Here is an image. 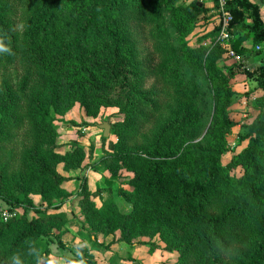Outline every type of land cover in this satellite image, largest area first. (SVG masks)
Here are the masks:
<instances>
[{"label": "trees", "instance_id": "trees-1", "mask_svg": "<svg viewBox=\"0 0 264 264\" xmlns=\"http://www.w3.org/2000/svg\"><path fill=\"white\" fill-rule=\"evenodd\" d=\"M182 1L0 0V199L25 212L0 220V264H60L50 244L63 248L66 216L49 210L71 193L57 168L79 166L83 149L57 152L54 114L72 101L94 115L119 108L117 142L102 161L112 175L120 167L132 172L124 180L131 189L120 191L132 203L129 213L111 203L98 207L83 186L80 207L92 240L120 232L117 242L138 240L154 250L159 237L166 251L180 253V264H264V64L254 73L263 90L254 137L225 165L233 79L242 64H227L218 25L189 45L203 7ZM229 9L231 48L254 51L242 44L251 33L254 45L264 43L259 7L229 0ZM207 114L203 138L187 143V130L203 126ZM86 255L83 249L73 263L96 264Z\"/></svg>", "mask_w": 264, "mask_h": 264}, {"label": "rangeland", "instance_id": "rangeland-1", "mask_svg": "<svg viewBox=\"0 0 264 264\" xmlns=\"http://www.w3.org/2000/svg\"><path fill=\"white\" fill-rule=\"evenodd\" d=\"M194 1L199 0H183L182 3L189 5ZM206 19L202 13L198 16L195 22V30L188 38L190 46H197L199 39L208 33L207 30L217 26L219 21L217 9L210 15L209 21ZM263 53L264 47L254 57L261 60ZM226 58L227 64L237 62L241 63L242 67L245 65V69L252 75L242 72L243 68L240 66L236 68L238 73L233 79L236 92L229 108V116L234 125L227 135L229 152L223 157L225 165L249 145L250 137H254L250 125L261 111L257 99L263 94V90L257 86L258 81L254 74L259 68L256 63L248 65L242 61L238 62L232 58ZM70 105L72 107L65 112L62 110L54 114V124L57 130V152L64 155L72 151L74 146L79 145L82 147L83 153L77 157L81 158L79 166H74L78 163L76 160L72 163L62 162L57 168L59 173L66 178L61 188L70 192L71 197L60 209L49 210L50 213H65L66 216V224L61 236L63 248L56 243H51V258L60 264H89L86 260L73 263L85 249L89 254L86 255V258H90L92 255L96 264H180V253L178 251H166L164 249L166 244L159 237L155 239L157 246L154 247V250L146 245L138 244V240L131 244L117 242L116 239L120 237V232H117L115 236H104L99 233L96 235L95 241L91 239L89 227L86 225L80 207L81 198L79 194L83 191V186L84 190L94 195H91V199L98 207L111 203L121 212L129 213L132 210V203L120 191L131 189L124 180L128 176H132V172L125 167H120L118 173L112 175L113 172L107 167V163L102 161L106 153L112 151L111 146L117 142L114 124L123 120L119 108L115 106L101 107L94 115L89 113L78 101H72ZM105 122L111 125V131L107 138L104 137V129L101 127ZM208 124L207 114L203 126L198 129L187 130V143L199 142L206 133ZM232 174L239 177L242 174V169H235ZM96 193L99 195H95ZM31 196L37 206H44L40 195ZM27 214L29 217L35 215L32 210ZM141 240L146 241L148 238H141Z\"/></svg>", "mask_w": 264, "mask_h": 264}, {"label": "built area", "instance_id": "built-area-1", "mask_svg": "<svg viewBox=\"0 0 264 264\" xmlns=\"http://www.w3.org/2000/svg\"><path fill=\"white\" fill-rule=\"evenodd\" d=\"M217 4V12L219 16L218 27L219 37L218 40L224 46L227 47V51L225 56L228 58H232L238 62H241V57L234 51L231 46V30H232V23L234 21L233 14L229 9V0H214ZM258 49H260L258 47ZM24 214V210L21 208H13L6 202L0 199V220L7 222L11 219L18 218Z\"/></svg>", "mask_w": 264, "mask_h": 264}, {"label": "crops", "instance_id": "crops-1", "mask_svg": "<svg viewBox=\"0 0 264 264\" xmlns=\"http://www.w3.org/2000/svg\"><path fill=\"white\" fill-rule=\"evenodd\" d=\"M253 4H256L259 9H260V17H261V21L264 23V0H250ZM199 5L203 7V11H202V16H204V18H207L206 21H209V17L210 15H212L216 8H217V4L214 0H199L198 1ZM218 25V24H217ZM214 29V28H213ZM207 30V32L211 31ZM252 37L248 40H246L242 46L246 49H253L254 51L251 52H247L245 55H241L239 53H237L240 57H241V61L245 64H251L253 65L254 63H256L259 67L263 66L264 64V53L262 55V59H258L254 56H256V54H259L260 51H262L263 47H264V43H261L259 45H254L252 40H253V34L251 33ZM258 47L260 49H258ZM259 51V52H256ZM260 58V57H259ZM243 67H246L245 65ZM236 77V76H235ZM234 77V78H235ZM234 83V82H233ZM233 89L236 92L235 86L233 85Z\"/></svg>", "mask_w": 264, "mask_h": 264}, {"label": "water", "instance_id": "water-1", "mask_svg": "<svg viewBox=\"0 0 264 264\" xmlns=\"http://www.w3.org/2000/svg\"><path fill=\"white\" fill-rule=\"evenodd\" d=\"M101 127L104 129V137H108L111 131V125L108 122H105L101 125Z\"/></svg>", "mask_w": 264, "mask_h": 264}, {"label": "clouds", "instance_id": "clouds-1", "mask_svg": "<svg viewBox=\"0 0 264 264\" xmlns=\"http://www.w3.org/2000/svg\"><path fill=\"white\" fill-rule=\"evenodd\" d=\"M6 49H0V51H5ZM14 264H20L19 260H16Z\"/></svg>", "mask_w": 264, "mask_h": 264}]
</instances>
